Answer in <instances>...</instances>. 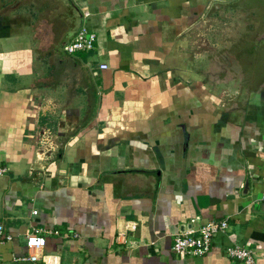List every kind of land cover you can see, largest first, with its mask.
Segmentation results:
<instances>
[{"label":"crops","instance_id":"obj_1","mask_svg":"<svg viewBox=\"0 0 264 264\" xmlns=\"http://www.w3.org/2000/svg\"><path fill=\"white\" fill-rule=\"evenodd\" d=\"M212 12L233 23L200 78ZM79 25L93 47L61 51L63 93L36 103L39 50ZM0 165V264H30L38 227L57 264H241L233 244L264 264V0H0ZM220 219L203 255L171 251Z\"/></svg>","mask_w":264,"mask_h":264},{"label":"built area","instance_id":"obj_2","mask_svg":"<svg viewBox=\"0 0 264 264\" xmlns=\"http://www.w3.org/2000/svg\"><path fill=\"white\" fill-rule=\"evenodd\" d=\"M94 39V33L87 31L80 25L73 36L62 45L61 50L66 54H72L77 51H88L93 47ZM97 68L99 70L105 69V62L99 63ZM6 171V167L0 165V175L4 174ZM34 212L35 211H32V213ZM227 226V221L225 219L210 220L198 226L194 232L184 231L176 233L172 238L170 249L179 257L201 256L209 250L211 239L215 235L224 232ZM133 228L134 224H130L129 229L132 230ZM57 233L58 231L53 229L32 228V230L25 235L24 245L26 254L18 258L19 261L29 262L30 264H57L54 256L47 255L43 252L45 236ZM6 238L9 239V236H6ZM225 253L228 257L240 261L241 264H257L253 258V251L240 244L227 246L225 248Z\"/></svg>","mask_w":264,"mask_h":264},{"label":"rangeland","instance_id":"obj_3","mask_svg":"<svg viewBox=\"0 0 264 264\" xmlns=\"http://www.w3.org/2000/svg\"><path fill=\"white\" fill-rule=\"evenodd\" d=\"M214 8V7H212ZM224 7H222V10ZM230 9H234L233 6H230ZM237 9V8H235ZM230 13H232V10H230ZM223 14V13H222ZM221 16L217 14V12H212L210 14V18L205 22L202 23V25L197 26L193 34L191 35L188 43H187V49L189 51V55L192 56L194 55L193 59L196 62L195 63V70L196 73L199 75L201 78V73L202 71H209L212 67L208 64L209 59L206 57V54L208 53H213L214 49L217 45V33L216 31L219 30V26H222V28L228 29V25L232 24L233 21L227 18H224V16ZM233 26V25H232ZM230 27V26H229ZM231 28V27H230ZM228 36V35H227ZM229 38V37H228ZM219 39V38H218ZM221 39H223L221 37ZM232 39L230 37L228 40ZM59 42H55L53 45L54 48L52 49H47V48H42V50H39V56H42L45 61L41 60L42 63H39L38 65H35V74H38V85L35 88L36 96L38 98L35 99L36 103H40L41 101H45L48 98H54V100L59 99V95L63 93V89L61 93H59V89L57 88L56 85H58L59 81L56 80L58 77V73H66L68 72L67 68L62 66L61 70L59 71L57 67V61L60 60H65V63L69 62L68 56L61 50V48H57V44ZM62 51V52H61ZM205 55V57H202V55ZM55 62L52 63V62ZM58 68V69H57ZM70 71H72V68H69ZM205 73L207 75L208 73ZM46 74H51L54 77L55 81L54 83H49V84H44V86L41 84L42 82V76H47ZM50 81V80H49ZM63 101V99H62ZM61 103V102H60ZM57 104V103H55ZM254 257V255H253Z\"/></svg>","mask_w":264,"mask_h":264},{"label":"water","instance_id":"obj_4","mask_svg":"<svg viewBox=\"0 0 264 264\" xmlns=\"http://www.w3.org/2000/svg\"><path fill=\"white\" fill-rule=\"evenodd\" d=\"M75 15V14H74ZM80 26V25H79ZM78 26V27H79ZM78 27H76V28H72V29H70L68 32H65L62 36H61V40L59 41V43L57 44V48H61L62 47V45H64L66 42H67V40L74 34V32L78 29ZM244 187L245 186H247L246 185V182H244V185H243Z\"/></svg>","mask_w":264,"mask_h":264}]
</instances>
